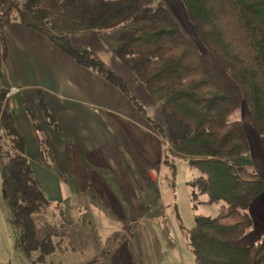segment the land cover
Wrapping results in <instances>:
<instances>
[{"label":"trees","instance_id":"obj_1","mask_svg":"<svg viewBox=\"0 0 264 264\" xmlns=\"http://www.w3.org/2000/svg\"><path fill=\"white\" fill-rule=\"evenodd\" d=\"M74 1L62 0L59 7L65 9ZM180 2L200 48L157 0H96L87 19L81 21L79 15L74 19L76 30L100 34L118 30L115 39L122 44L115 53L144 88L157 95L162 113V123H158L132 96L123 78L90 48L75 46L65 37L48 7L36 3L26 8L19 0H0L1 190L9 223L17 234L15 247L25 258L44 263L58 248L51 233L37 238L36 216L47 208L60 210L62 219L64 215L61 205L50 202L38 187L25 156L24 139L5 110L9 89L2 70L1 40L2 28L10 21L43 35L74 63L118 89L156 135L164 142L169 140L175 150L185 149V140L206 131L211 141L187 161L198 172L188 186L193 210H197L200 196L206 197L203 204L219 208L214 216L195 215V225L206 240L227 244L236 243L251 229L248 209L264 192V180L240 164L249 144L242 122L232 116L244 103L264 147V0ZM36 95L47 124L58 134L59 127L46 108L41 90ZM29 117L41 134L34 117ZM169 150L164 143L163 164L173 176L174 165L167 159ZM41 154L44 160L50 154L42 134ZM244 252L246 264H264V236L245 247ZM97 262L94 258L79 264Z\"/></svg>","mask_w":264,"mask_h":264},{"label":"crops","instance_id":"obj_2","mask_svg":"<svg viewBox=\"0 0 264 264\" xmlns=\"http://www.w3.org/2000/svg\"><path fill=\"white\" fill-rule=\"evenodd\" d=\"M92 32L63 33L73 45L90 48L127 82L130 90L137 89L143 97L139 99L141 102L137 100L147 115L162 123L156 98L140 87L120 59ZM1 44L2 70L9 89L5 110L12 115L13 124L24 139L25 156L35 181L50 202L69 204L75 196L87 202L89 196L84 192L89 189L95 192L98 203L104 199V182L93 172L89 175L90 169H131L134 175L143 169V178L156 184V172L164 169V143L170 149L171 142L162 141L118 89L74 63L46 37L17 21L3 26ZM37 90H41L46 108L59 127L58 134L40 110ZM30 114L48 142L50 154L46 160L41 154V134L34 128ZM244 130L249 150L240 164L264 180V147L260 137L256 139L250 132L256 153L248 157L251 144L245 127ZM62 184L74 187L64 193ZM76 189L78 195H74ZM248 214L253 224L245 236L249 243H256L264 236V192L251 204Z\"/></svg>","mask_w":264,"mask_h":264},{"label":"rangeland","instance_id":"obj_3","mask_svg":"<svg viewBox=\"0 0 264 264\" xmlns=\"http://www.w3.org/2000/svg\"><path fill=\"white\" fill-rule=\"evenodd\" d=\"M61 1L19 0V3L26 8H32L36 3L48 7L53 22L62 32H84L76 30L74 19L78 15L81 21L87 19L89 8L96 0H75L65 9L59 7ZM157 1L169 10L185 36L200 48L180 0ZM13 15L16 16L15 12ZM92 33L116 55V49L122 44L115 39L118 30ZM137 83L158 101L154 92L146 90L139 81ZM130 93L136 100L143 98L134 87ZM232 119L244 125L251 144L248 157H252L256 148L251 133L256 139L259 135L251 126L244 103ZM210 141V135L202 131L185 140L183 150H175L171 144L172 152H168L167 159L174 165L175 174L172 176L171 169L164 165V169L156 172V184L148 181L147 177L143 178V169L136 175L130 172L131 169H90L89 175L93 172L104 182V199L98 203L95 192L89 189L84 192L89 196L87 202L75 196L76 199L69 204L61 205L63 219L60 210L54 208H47L36 216L37 238L51 233L58 244L57 251L46 257L44 263H34L15 247L17 234L9 223L10 215L2 196L0 177V264H79L94 258L98 259L96 264H246L242 247L252 243L248 237L245 236L238 244L208 241L194 222L195 215L214 216L217 213V205L203 204L205 196L198 198L197 210H193L191 188L188 186L198 172L190 168L187 161L195 158V151ZM2 142L7 144L4 139ZM70 185L62 184V191L65 193L74 187ZM74 195H78L77 189ZM48 196L51 197L50 194Z\"/></svg>","mask_w":264,"mask_h":264}]
</instances>
